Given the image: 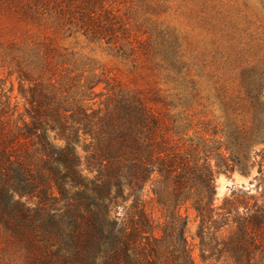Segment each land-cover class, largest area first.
Returning a JSON list of instances; mask_svg holds the SVG:
<instances>
[{
	"label": "trees",
	"instance_id": "obj_1",
	"mask_svg": "<svg viewBox=\"0 0 264 264\" xmlns=\"http://www.w3.org/2000/svg\"><path fill=\"white\" fill-rule=\"evenodd\" d=\"M249 1L0 0V264H264V15ZM179 15L218 62L197 61ZM252 168L257 195L218 206V174Z\"/></svg>",
	"mask_w": 264,
	"mask_h": 264
},
{
	"label": "rangeland",
	"instance_id": "obj_2",
	"mask_svg": "<svg viewBox=\"0 0 264 264\" xmlns=\"http://www.w3.org/2000/svg\"><path fill=\"white\" fill-rule=\"evenodd\" d=\"M243 0H241L242 2ZM248 1V0H247ZM249 6H251L252 11L257 15H264V8L260 2L256 0H250ZM173 25L176 26L181 32H188L190 38L194 41L195 45L203 48L205 56L200 57L197 61H201V64L218 62L219 56L215 54L214 49L211 46L212 35L206 32H200V30L191 23L189 25L183 16H175V19L171 18ZM197 43V44H196ZM207 69H211L207 67ZM103 88L100 87V89ZM15 95H17V84H15ZM60 144L59 142H57ZM257 168L250 169L248 175H244L239 171H235L232 174H218L217 178V187H218V206H221L226 197H230L232 193H244L246 195H257L256 181L255 177L257 176ZM184 215L187 218V226L185 230V236L188 240V243L191 247L192 256L197 263H200V250H199V241L197 238V218L193 210H183Z\"/></svg>",
	"mask_w": 264,
	"mask_h": 264
}]
</instances>
